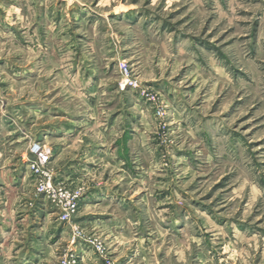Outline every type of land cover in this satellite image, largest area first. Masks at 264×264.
I'll return each mask as SVG.
<instances>
[{"label": "rangeland", "instance_id": "1", "mask_svg": "<svg viewBox=\"0 0 264 264\" xmlns=\"http://www.w3.org/2000/svg\"><path fill=\"white\" fill-rule=\"evenodd\" d=\"M57 1L70 2L75 18L55 16L54 25L36 28L59 38L46 43L49 50L54 44L55 68L32 80L2 69L24 42L3 38L14 27L0 26V157L17 156L26 176L21 198L0 188V264L46 257L41 248L30 251L16 231L30 210L44 209L66 226L49 236L47 264H264V0ZM68 33L75 54L63 56L61 36ZM85 55L95 72L87 82ZM69 60L74 66L63 76L58 71ZM122 64L136 86H122ZM127 112L134 113L135 153L116 158L112 139L95 125L105 127L117 114L122 126ZM79 119L96 122L65 140L61 128L49 132ZM57 140L66 148L50 157L54 181L82 187L83 197L90 187L103 188L105 197L81 199L69 222L28 181L34 183L30 145L53 150ZM90 141L95 151L81 155L90 173L75 186L55 180L54 168ZM81 213H90L83 222L75 219ZM36 221L42 237L45 219ZM101 221L115 228L104 232ZM75 227L83 237L71 244ZM22 235L29 237L27 230ZM83 238H97L104 251Z\"/></svg>", "mask_w": 264, "mask_h": 264}, {"label": "crops", "instance_id": "2", "mask_svg": "<svg viewBox=\"0 0 264 264\" xmlns=\"http://www.w3.org/2000/svg\"><path fill=\"white\" fill-rule=\"evenodd\" d=\"M68 4H70V2L58 3L57 0H45V1L4 0L0 8V26L2 28L8 29L10 26L13 25L14 30L4 33L2 37L16 39L18 42H24V46L23 44H21V46L19 47L20 52L18 51V53H16V56H14L15 58L13 63L12 62L9 63V60L4 61L5 64L3 65L2 69L13 74L16 78L20 76L19 78L21 79V81H23V78H25L26 80H32L36 75L41 73V71L43 70L46 71L50 69L53 70L55 68L53 64L55 63L54 58L56 56L54 52V44L52 48L49 50V45H47L46 43L49 41L54 42L55 41L54 38L55 37L59 38V36H55V33H53L52 35H48L46 34L47 30H45V33L43 34H35V31L36 28L43 23V21L44 22L50 21L54 25L55 23L52 20H54L55 16L59 17L60 19L64 17V15L70 19L75 18L73 14L74 12L73 11L70 12L72 7H68L69 6ZM56 9L58 11L57 13H56ZM67 9L68 12L64 14L62 10H67ZM115 13H117V11H112V14ZM13 27H11V30L13 29ZM65 30L67 29L65 28ZM61 38L63 42L66 44L64 45L62 50L63 56L64 54L74 55L75 52L73 48L76 45L73 41L74 39H72L69 33L62 35ZM38 42L44 43L43 44L45 47L44 50H39V51L35 50L36 46H39ZM24 53L27 55V57L30 56L31 59L30 63L29 61H25ZM85 59H86L85 60L86 66L81 70V80L87 82L90 76L94 75L95 72L93 68H87L89 64H91L90 60H92V56H90L89 59H87L85 55ZM73 66H74V61L69 60L66 64L63 65V68L60 69L58 73H61L63 74V76H65L66 73L68 72L70 73V68H72ZM94 83H96V81H94ZM126 105H129L128 101ZM31 106H34V104L31 103ZM131 106L132 108L134 107V101L131 102ZM133 116L134 113L127 112L125 115L126 120L125 122L122 123V126L118 124L119 120L117 119L118 118L117 114L110 116V118L107 120L108 123H106L105 127H102V125L100 126L95 125V127L98 128L95 131L99 133L103 138L112 139L113 144L112 146H110L111 147L110 152L114 153L116 158L120 153L127 155L135 153V146L133 142L135 138V134H134V127L132 126ZM82 121H83L82 119H79L77 120V124H74L71 120H68L67 122L62 123L61 126H56V125L50 126L52 128L49 129V132H53L52 130L57 131L61 128L62 129L61 131L63 133L62 136L59 138H63L65 140V138H67V134L70 136L74 129L77 130L73 135V137L76 136L78 132L80 133L81 131L86 130V128H89V126H91V123L96 122V121L93 122L86 121L85 123L81 124ZM129 124L131 125L130 128H129ZM56 142H58V144H54L52 146L53 149L52 155L58 153V151L59 152L63 151L66 148V146L64 145L65 141H63L62 144H60L58 140ZM95 147L96 145L93 143V141L84 142L83 148L82 149L77 148V150L73 154L74 155L73 157H69L62 164L54 168L55 180L59 178L65 184H68L69 186H75L79 180L86 177L90 173V171L86 169V167H83L82 164L83 160L81 155H83V153L85 152L93 153V151H95L94 149ZM7 154L9 153L4 152L3 155L0 157V160L2 162L1 163L2 167L0 171V175H1L0 181H3L0 184V188L4 187L3 190H5L4 193H6L7 196L11 197V195H13L16 198L19 195L17 191L23 185L24 183L23 181L26 180L24 179L26 176L24 178H22L21 176L22 173V168H21L22 165L20 164L21 159L17 158V156L15 155L12 157V159H9L7 158ZM120 160H117V162ZM120 162L123 163L122 161ZM3 171H6V173H3ZM26 175L29 176V172H26ZM29 180L32 181V186H33L34 183L32 177L29 178L28 181ZM9 185H11L10 188ZM101 189L103 188L90 187L85 192V197L82 198V201L92 202L94 200H97V202H104L105 200V197H103L104 192L103 191L99 192V190ZM21 197L22 196L19 195V198ZM15 213H17V211H15ZM89 214L90 213H83L82 215H76L75 219L77 218L78 220V218H80V222L81 221L83 222L84 219L89 216ZM28 216L30 218L29 221L27 220ZM39 216L45 219L44 223H45L46 233L44 235L42 234V237L39 236V227H38L39 222L36 221ZM23 218L26 219L28 223H26L25 225L24 223H20V222L16 223V228H17L16 231H18L21 234L19 236L20 241L23 240V242H25L26 240L27 244H30V249H31L30 251H38V249L41 248V250H44V254H46V257L37 258V259L35 258L33 259L32 257H30L31 255H29L28 259L30 258L33 260V262L31 261L32 262L31 264H47L49 260L48 259L49 256H47V254H49L50 250L52 249V246L48 244L49 243L48 238L49 236H52L54 232H56V229L57 231L59 230L61 234H63L64 230H66V226L64 224L62 226H59L60 223H56L55 220L52 219L53 218L52 212H48V210L45 209L41 211L30 210L28 212V215H26ZM24 219H21V222ZM88 222L92 224V227L98 225L97 223H92L94 222V220ZM100 224L101 225L100 227H98V229L100 228L104 232L105 230L115 228L111 224L108 225L102 221L100 222ZM24 226L26 227L24 228ZM26 230H27V236L29 237L25 238V235H22V233L24 232L26 233ZM44 241H46L47 243L46 247L42 246ZM52 243L53 245L55 244L54 241ZM89 263L95 264V261L91 259Z\"/></svg>", "mask_w": 264, "mask_h": 264}, {"label": "built area", "instance_id": "3", "mask_svg": "<svg viewBox=\"0 0 264 264\" xmlns=\"http://www.w3.org/2000/svg\"><path fill=\"white\" fill-rule=\"evenodd\" d=\"M3 0H0V8ZM123 74L122 86H136V81L130 77L129 70L125 64L121 65ZM30 154L27 167L34 178V189L37 194L43 195L49 200L58 211V219L62 222H69L76 213L79 202L84 195V189L80 186L69 188L59 185L54 181L52 170L49 167L52 150L45 144L36 141L30 145ZM82 233L76 227L70 236V243L75 244L76 240L81 239ZM92 249L99 253L104 251V245L97 238H83ZM70 257L72 255L70 254ZM60 264H70L67 259H62Z\"/></svg>", "mask_w": 264, "mask_h": 264}]
</instances>
